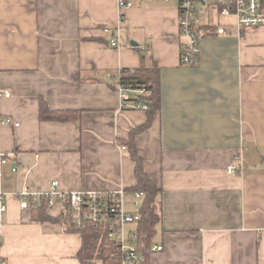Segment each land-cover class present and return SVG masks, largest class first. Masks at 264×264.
Wrapping results in <instances>:
<instances>
[{"label":"crops","instance_id":"0c3cea01","mask_svg":"<svg viewBox=\"0 0 264 264\" xmlns=\"http://www.w3.org/2000/svg\"><path fill=\"white\" fill-rule=\"evenodd\" d=\"M133 2L124 45L114 48L103 28L116 24L117 0H0V91L10 92H0V152L8 156L0 257L84 264L82 234L38 219L17 194L48 193L55 181L62 192L137 185L128 141L149 114L121 107L115 79L147 54L159 67L161 105L135 143L161 190L152 246L163 250L150 253L151 264H264V27L238 34L233 17L214 18L216 2L206 3L198 62L185 66L177 2ZM41 101L79 118L43 120ZM47 213L65 211L57 202Z\"/></svg>","mask_w":264,"mask_h":264},{"label":"built area","instance_id":"2783aa9c","mask_svg":"<svg viewBox=\"0 0 264 264\" xmlns=\"http://www.w3.org/2000/svg\"><path fill=\"white\" fill-rule=\"evenodd\" d=\"M179 7V26L185 42L181 52V63L185 66H193L198 62L200 54V43L202 33L199 28L198 12L203 11L207 5L201 0H173ZM133 0H117L118 18L116 24L111 27L106 25L103 28L105 33H112L110 45L120 48L124 45L125 31V10L133 6ZM218 12L226 17L235 19V27L238 34L253 28L264 27V0H217L214 4ZM221 34L229 33L226 27L218 29ZM120 74L115 79L121 96V107L123 109H140L147 111L149 104L144 99L147 91L144 88L138 90L125 89L119 82ZM135 91V96L129 94ZM1 94L9 96V91H0ZM3 123H12L11 117L1 120ZM19 125V123H15ZM123 149H126L123 146ZM8 162V156L0 152V165ZM235 165H230L228 171L234 172ZM18 167L13 165L12 171L16 172ZM57 181L52 183L48 193H31L24 187L17 196L22 208H30V198L35 201L41 196L47 197L49 207L59 202L65 212H70L77 224L85 220L96 224H105L109 230V236L118 244L120 258L115 264H140L141 256L138 250V222L141 219L140 208L145 196L144 191H128L123 188L110 192H62L57 189ZM6 203H2L0 210L6 211ZM132 226V227H131ZM2 237L0 235V245ZM163 250L162 244L152 246V251ZM0 264H7L0 259Z\"/></svg>","mask_w":264,"mask_h":264},{"label":"trees","instance_id":"16d2710c","mask_svg":"<svg viewBox=\"0 0 264 264\" xmlns=\"http://www.w3.org/2000/svg\"><path fill=\"white\" fill-rule=\"evenodd\" d=\"M146 55L143 54L141 65L136 68L124 67L121 69L118 82L125 89L138 90L146 89L147 93L144 99L149 104L148 121L144 125L133 128L131 137L128 141L130 156L135 164V175L137 185L128 191L140 190L145 192L142 206L140 208L141 219L138 222V250L144 254L140 264H151L150 253L152 252L153 237L156 232V225L161 219V208L158 210V195L160 188L157 183L144 169L143 159L139 154L135 143V136L138 132L145 130L151 124L154 114L160 109L161 105V87L159 67L156 62L148 64ZM40 116L43 120H71L79 118L77 111L53 110L41 101ZM39 201L30 198V207L36 211V216L41 220L60 221L66 231L80 232L83 236V245L78 253V257L84 264H115L120 258L117 242L109 236L108 227L105 224H96L85 220L77 224L70 212H65L62 218L52 217L47 213V197L41 196ZM161 204V203H160ZM159 204V205H160ZM0 259H2L0 257Z\"/></svg>","mask_w":264,"mask_h":264},{"label":"rangeland","instance_id":"374dc122","mask_svg":"<svg viewBox=\"0 0 264 264\" xmlns=\"http://www.w3.org/2000/svg\"><path fill=\"white\" fill-rule=\"evenodd\" d=\"M203 1H205L206 3H213V2H217V0H203ZM214 10H215V12L214 13H218V14H215L214 15V18H216V19H218V18H224V17H222L220 14H219V12L217 11V9L216 8H214ZM213 10V11H214ZM197 15H199V14H197ZM158 210H159V208H160V205H159V203H158Z\"/></svg>","mask_w":264,"mask_h":264}]
</instances>
